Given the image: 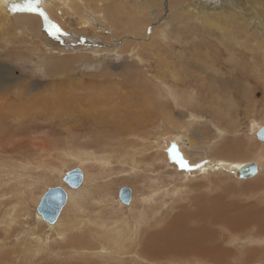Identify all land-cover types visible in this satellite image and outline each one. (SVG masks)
<instances>
[{
    "label": "rangeland",
    "instance_id": "374dc122",
    "mask_svg": "<svg viewBox=\"0 0 264 264\" xmlns=\"http://www.w3.org/2000/svg\"><path fill=\"white\" fill-rule=\"evenodd\" d=\"M53 1L77 17H95L109 31L113 25L118 31L110 41L119 47L100 59L61 53L48 44L38 14L0 12V264H122L132 256L118 257L108 239L116 230L133 231L135 221L137 239L126 247L131 252L176 215L197 214L217 196L230 208L240 205V214L264 209V160L256 177L239 181L217 169L189 175L167 153L178 138V153L190 164L257 163L264 150L256 138L264 126L263 31L220 6L199 17L189 12L193 0ZM46 10L63 27L54 5ZM126 39L138 47L134 52L122 50ZM73 168L85 178L69 190L60 228L38 225V198ZM124 187L131 191L129 206L118 200ZM13 205L6 227L2 220ZM207 225L236 257L223 264H264L256 257L264 234L255 227L244 229L242 240L227 237L225 225L201 221ZM133 259L125 264H212L192 257Z\"/></svg>",
    "mask_w": 264,
    "mask_h": 264
},
{
    "label": "bare ground",
    "instance_id": "6f19581e",
    "mask_svg": "<svg viewBox=\"0 0 264 264\" xmlns=\"http://www.w3.org/2000/svg\"><path fill=\"white\" fill-rule=\"evenodd\" d=\"M48 3L54 5L55 13L57 16L56 19L59 23L60 22L62 23L63 27H59L58 23L51 20L46 10V4ZM56 4L57 1H53V0L51 1L50 0H0V12L4 11L9 15L10 14L12 15L14 13H21V12L38 14L41 20H43L44 22V26L46 28V31H44V36L46 40H48L49 42L48 44H50V46L54 50H58L61 53L65 51L77 50V51H83L87 54H92L97 59L101 58V54H111V53L117 54V49L119 46L112 44L110 41L115 31L116 30L118 31L117 28H115L113 25L108 24V27L110 28L109 31L104 26L97 24L95 22V17L90 16L89 20L83 16L77 17L70 11V9L66 4H59L58 6H56ZM218 6H220L219 10L228 13L229 15L228 14L227 15L229 17L233 16L235 14L234 12H239L246 19H248L249 22H252L256 28L264 32V0H193L191 4L189 3L188 7L190 8L189 12H195V14H197L199 17H204L206 16V14H209L210 10L215 9ZM30 22L33 23L32 20ZM34 22L36 23V21ZM91 24H93L94 26L93 25L91 26ZM129 36L130 34L127 35L125 38ZM127 40L129 39L124 40L122 44L127 46V43H125V41ZM114 41L118 42V40L115 39ZM137 48L138 47L136 45L132 44V47L127 46V48L122 50L124 52H127L128 50L130 52H134L135 51L134 49ZM168 95H170V99L175 103L176 106L180 104L179 103L180 101H178L179 97L175 92H169ZM18 99L21 100L22 97L20 98L19 96ZM4 102L5 101L0 100V104L2 108L4 107L3 106ZM20 102H22V100ZM0 112H2V110H0ZM27 112H29V110L26 108V110H24L25 115L27 114ZM14 113L7 114L6 112L5 114H7L6 115L7 117L9 115H17V112ZM260 128H258V131ZM218 131L220 134L222 133L221 130ZM175 141H177L176 143L182 142V140H179L178 138ZM259 142H264V141H259ZM176 143L174 142L169 143V148L167 150V153L169 154V158L172 162H177L178 164H180L183 170L189 173V175L192 174L193 169L201 173H205L206 175L208 174V171L217 169L230 173L239 181L249 180V179H245V180L239 179L238 170L250 163L243 161L220 160L218 163L216 162L217 164L215 166L213 165V163L211 164L209 161L199 165L190 164L189 162L187 163L183 161V157H181L178 153V147ZM216 149H221V148H216ZM232 150L235 152L237 149H232ZM232 150L231 152H233ZM68 158L70 157L68 156ZM256 158H257L256 160L257 163L254 164L257 166V173H256L257 175L262 170L261 161L264 160V150L259 152L258 157ZM73 169L63 170L59 174V180L63 184L59 186L65 190L67 194V201L53 224H48L46 221H44L42 219V216L38 214L36 211V207L39 204L40 198L47 191L48 188L38 198L33 213L38 225L41 224L46 225L50 228V230H53L55 227L60 228L61 213L65 208V206L67 205V203L72 201V196L69 190H73V191L78 190L82 186L85 178L83 170L78 168L82 173L81 184L76 188H69L67 184L63 181V178L67 173H70ZM256 175L254 177H256ZM222 198L221 196L220 197L217 196L212 201L209 200L210 202L208 203L207 207L200 205L198 209L199 213L197 214H193L185 211L184 214L176 215L167 224L164 230H162V232L151 236L146 241L147 244H145L141 250H137L134 248H131L132 252L126 250V247L130 245L131 242H133V240L135 241V239H137L139 233L138 230H136L139 225L138 221H135L134 223V227H135L134 230L133 231L127 230L126 234H122L121 230H116L115 233H111L113 234V236L108 239V244L112 248L111 252L113 250H118L117 252L118 257L120 256L124 257L125 254L129 255L128 257L132 256L130 258L121 260L122 264H125L129 260L136 262L134 261L133 258H135L136 260H138L139 258L140 259L145 258L146 260H148V262H154V261L157 262V260L160 261L164 258H174L181 261L184 260L185 258L192 257V258H197L201 263L202 261H208L212 264H223L225 263V261L235 260L236 257H234L233 251L226 250L224 247H222L221 242L217 241L215 237V233L209 231L208 225L201 226V221L211 225H225L229 231L227 237L236 234L237 236H239V239L242 238V240L243 239L245 240L246 230L245 231L243 230L247 228L255 227L259 233L264 234V209L252 210L248 213L240 214L238 210L241 209L239 207L240 205H238V208H232V207L230 208L227 206L228 203L226 206L224 204L226 202L222 203L223 200H225L224 198L222 200ZM130 204H131V195H130L129 204L125 206H129ZM15 212H16L15 205H13L11 206V209L9 208V210L6 212L5 218H3L2 220V224L3 225L5 224L6 227L12 225ZM229 213L230 214L234 213V214H231V216H229L228 218ZM250 230L252 231V229ZM37 240H41V239L37 237ZM251 240H252L251 242L253 243V238ZM38 242H40L41 244L44 243V241H38ZM251 242L248 240L245 244H249ZM254 242L258 244V241H254ZM103 249L106 250L107 248H103ZM38 252L39 250L36 251V253ZM263 254H264V250L261 249V252L258 253L256 257H260L258 259H263L264 261Z\"/></svg>",
    "mask_w": 264,
    "mask_h": 264
},
{
    "label": "water",
    "instance_id": "95a60500",
    "mask_svg": "<svg viewBox=\"0 0 264 264\" xmlns=\"http://www.w3.org/2000/svg\"><path fill=\"white\" fill-rule=\"evenodd\" d=\"M259 141H264V126L259 129L256 134ZM257 173V166L254 163L245 165L238 170V178L241 180L250 179ZM82 173L78 168L73 169L67 173L63 181L69 188H76L81 184ZM131 191L128 188H121L118 192V200L121 204L128 205L130 202ZM67 194L60 186L48 188L47 191L40 198L39 204L36 207L38 214L48 224H53L66 204Z\"/></svg>",
    "mask_w": 264,
    "mask_h": 264
}]
</instances>
